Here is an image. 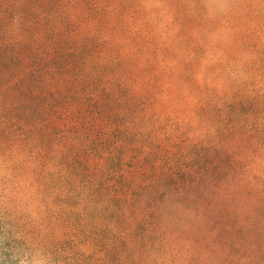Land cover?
Wrapping results in <instances>:
<instances>
[{
  "label": "rangeland",
  "instance_id": "1",
  "mask_svg": "<svg viewBox=\"0 0 264 264\" xmlns=\"http://www.w3.org/2000/svg\"><path fill=\"white\" fill-rule=\"evenodd\" d=\"M0 264H264V0H0Z\"/></svg>",
  "mask_w": 264,
  "mask_h": 264
}]
</instances>
